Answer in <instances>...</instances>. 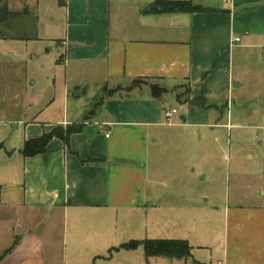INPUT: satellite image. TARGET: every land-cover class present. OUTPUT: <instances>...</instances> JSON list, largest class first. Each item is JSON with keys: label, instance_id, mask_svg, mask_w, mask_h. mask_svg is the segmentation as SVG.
<instances>
[{"label": "crops", "instance_id": "1", "mask_svg": "<svg viewBox=\"0 0 264 264\" xmlns=\"http://www.w3.org/2000/svg\"><path fill=\"white\" fill-rule=\"evenodd\" d=\"M11 1L13 32L28 37L0 39V140L13 125L18 132L12 150L0 143L14 163L4 176L11 190L0 186V264H55L53 219L73 221L72 255L87 261L121 242L113 216L135 217L151 200L166 213L189 209L192 196L209 200L200 187L219 179L214 129L228 128L233 112L222 106L242 84L233 58L264 70V0H188L206 10L160 14L143 11L154 0ZM44 64L53 95L28 110L36 102L23 100V78ZM84 96L86 106L76 102ZM79 123L67 143L54 137L43 152L21 154L25 140ZM219 216L210 264H264V203L239 197ZM86 219L97 229L83 233Z\"/></svg>", "mask_w": 264, "mask_h": 264}, {"label": "rangeland", "instance_id": "2", "mask_svg": "<svg viewBox=\"0 0 264 264\" xmlns=\"http://www.w3.org/2000/svg\"><path fill=\"white\" fill-rule=\"evenodd\" d=\"M17 1L11 2L17 3ZM19 52L23 54V51ZM52 54H54L53 50L37 62L40 64L45 61L46 63L47 58ZM262 68L263 65H255L251 60L250 62H247V59L241 60L237 54L233 58L234 76L241 77L242 84L231 88L232 101L230 100L229 108L225 106V102L222 106L221 112H224V115L230 108L233 112L232 117L229 118L228 128L214 129L217 140L212 145L219 179L214 183H206L205 188L200 187L201 193L205 189L206 194L210 195L209 200H205L207 196H192L188 205L190 210L185 208L186 211L177 210L168 213L163 206L154 209V203L151 200L148 201V207L135 217L125 219L122 215L113 216L110 226L114 229L113 234L121 239V242L107 249L103 247L99 250L100 252H97L98 254L90 257V261H85L86 257L81 254L72 255L71 238L76 233L73 221L68 219L64 224L63 219H53L55 264H196L197 262L210 264L211 261L215 263L217 247L220 244V232L223 228V219H220L219 213L223 207L231 206L239 197H242L247 205L264 203V194L262 195V190L264 192V70ZM51 81L47 64H44V68L35 67L33 72L29 70L26 73V78H23V100L36 102L33 103L34 106L28 107V110L34 107L42 109L49 102L53 95ZM87 101L84 96L76 102L86 106ZM69 109H72V103ZM226 121L228 120L221 119L219 123ZM15 128H17L15 125L12 129L9 127V134L0 140L5 150L10 151L18 145V132ZM19 145L20 148L23 144ZM5 150L0 149L2 195H7L8 190L12 188L10 183L4 185V176L6 172L10 173L9 169L14 166V163L9 161L8 155L4 153ZM190 169L192 170L191 167ZM11 172L13 175L11 179L16 181L15 174L19 172V169L18 172L16 169H12ZM184 205L187 207L186 203ZM204 210H208L205 216ZM94 224L95 222L91 219H86L79 228L82 232L84 228L97 229L92 226ZM79 239L85 241L83 238ZM145 239L187 240L192 247L191 255L186 258L164 256L147 258L142 246L131 250L119 248L123 243ZM81 241L78 242L83 243L84 247L87 246ZM75 248L74 246L73 250Z\"/></svg>", "mask_w": 264, "mask_h": 264}, {"label": "trees", "instance_id": "3", "mask_svg": "<svg viewBox=\"0 0 264 264\" xmlns=\"http://www.w3.org/2000/svg\"><path fill=\"white\" fill-rule=\"evenodd\" d=\"M203 8L198 5H194L188 0H154L152 1L143 11L149 14H160V13H176V12H196L204 11ZM19 14L8 9L7 0H0V39L5 38H27L26 33H15L14 27L9 22L10 19ZM138 81H133L132 86L136 85ZM157 91L153 87V92ZM188 92V89H186ZM179 97V96H178ZM91 113V112H90ZM88 113V115L90 114ZM86 115L85 119L88 118ZM83 126V123L72 124L69 126L61 127L56 126L49 132L43 133L38 138L25 140L23 147L20 152L24 156H32L41 153L45 150L48 142L57 137L68 142L71 134L79 131ZM142 246L144 249L145 256L148 257H170V258H186L191 255V246L187 240L182 239H145V240H133L128 243H123L119 248L123 249H135ZM202 264V263H196Z\"/></svg>", "mask_w": 264, "mask_h": 264}, {"label": "built area", "instance_id": "4", "mask_svg": "<svg viewBox=\"0 0 264 264\" xmlns=\"http://www.w3.org/2000/svg\"><path fill=\"white\" fill-rule=\"evenodd\" d=\"M63 1H66V0H63ZM233 42H237V41H240V37H233L232 39ZM177 114V109L175 108H171V109H168L164 112V115H165V121L167 123H171L172 122V119L173 117Z\"/></svg>", "mask_w": 264, "mask_h": 264}, {"label": "water", "instance_id": "5", "mask_svg": "<svg viewBox=\"0 0 264 264\" xmlns=\"http://www.w3.org/2000/svg\"><path fill=\"white\" fill-rule=\"evenodd\" d=\"M181 119L184 120V116H181Z\"/></svg>", "mask_w": 264, "mask_h": 264}]
</instances>
